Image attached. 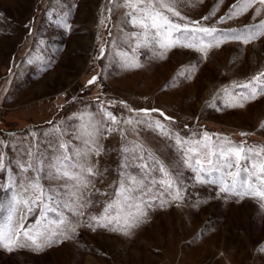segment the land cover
<instances>
[{"label":"rangeland","instance_id":"1","mask_svg":"<svg viewBox=\"0 0 264 264\" xmlns=\"http://www.w3.org/2000/svg\"><path fill=\"white\" fill-rule=\"evenodd\" d=\"M132 2L0 0V202L5 205L0 225L9 224V215L13 221L23 215L14 210L15 199L27 196L18 185L35 178L38 159L43 161L41 184L53 193L66 185L63 200L73 209L61 210L70 224L67 230L52 225L49 239L55 242L39 251L31 244L12 250L0 245V264H264V199L222 191V183L211 182L220 173L201 183L195 166L183 163L186 156L193 159L186 150L203 141L204 133L212 150L217 145H244L264 161V94L247 99L243 90L233 88L264 72V36L249 43L224 40L204 53L178 45L161 56L154 46L135 47L132 34L141 29L128 22ZM164 2L180 16L159 4L156 9L175 22L215 27L219 34L264 22L259 0L247 7L244 0L223 23L220 18L227 17L237 0ZM206 16L210 18L203 19ZM133 61L140 67H122ZM93 77L98 79L89 85ZM143 109L160 110L171 119L158 112L144 117ZM105 112L113 113L119 123L113 125ZM139 117L159 120L166 133L147 124L124 123ZM93 124L100 134L90 137ZM110 126L116 131L109 132ZM178 139L184 143L178 144ZM85 141L92 149L88 166L94 169L81 177L87 186L76 187L77 181L67 178L49 179V163L63 151L59 145H68L72 154L84 150ZM133 144L171 173L180 198L157 184L151 207L121 209L118 222L96 226L91 218L106 223V208L116 217L121 174L142 176L137 167H123V148ZM29 161L34 167L22 171ZM152 176L162 178L159 172ZM9 183L13 187L5 192ZM48 216L49 223L57 219L55 213ZM138 216L141 223L128 227ZM38 217L39 209L24 228Z\"/></svg>","mask_w":264,"mask_h":264},{"label":"snow or ice","instance_id":"2","mask_svg":"<svg viewBox=\"0 0 264 264\" xmlns=\"http://www.w3.org/2000/svg\"><path fill=\"white\" fill-rule=\"evenodd\" d=\"M242 3H244V0H237V3L231 6L227 17H221L220 22L223 23L226 19H232L233 11L241 7ZM251 3L252 0H246L244 7L251 5ZM259 3L264 5V0H259ZM141 4L144 6L140 7L139 5ZM155 4H159L161 8H167V11L171 12L174 16H180V13L166 4L164 0H147V2L145 0H133L130 6L134 8V13H128L130 18L128 22L132 27L141 29L140 32L132 34L133 38L137 40L135 47L154 46L160 50L161 56L164 52L178 45L204 53L208 48L213 46L218 47L224 40L249 43L260 36H264V31H262L264 30V22L252 28L246 27L244 30H231L230 33L219 34L215 27H189L187 24L177 23L162 11L157 10ZM257 14H259V10H257ZM212 15H215V13H212ZM209 18L206 16L203 19ZM69 27L70 25H65V28ZM141 38H143V42H141ZM103 53L104 49L102 48L101 58L103 57ZM122 67L137 68L140 65L133 61L125 62L122 64ZM97 79L98 77H93L88 81V84H94ZM233 88L243 90L242 94L247 99H253L258 94H264V72L254 76L251 81L243 84H234ZM141 111L144 117H148L152 112H158L164 119H171L164 112L157 109H143ZM104 116L113 125L119 123L117 117L111 112H105ZM144 117H139L135 121L129 119L124 123L129 125L147 124L150 127L158 129L161 133H166L165 126L159 120L150 121L144 119ZM90 126L93 128L90 137L100 134V128L97 125L93 124ZM108 131H116V128L110 126ZM121 134L123 135V133ZM75 139L79 140L81 137L76 135ZM208 140V134L204 133L203 141H198L190 149L186 150L192 154L193 159L189 160L186 156L183 163L190 167L195 166L198 170L197 180L201 183L208 182L207 178L209 176L213 173H220L218 180H212L211 182L222 183L224 185L221 189L222 191L234 192L237 196L251 195L264 199V161L260 159V153L246 149L244 145H217L215 146V150H212L213 146L208 143ZM91 143H95V141L92 140ZM177 143L183 144L184 141L178 139ZM59 147L63 151L53 161H50L48 178L52 180L67 178L68 180L77 181L76 187H86L87 185L81 177L85 172L91 175L94 171L93 167L88 166L87 161L89 152L92 151L89 141H85L84 150H74L72 154L68 153V145L60 144ZM138 150L140 151L139 155H137ZM123 151L126 153V163L123 167H137L141 170L142 176L138 179L135 175L121 174L122 180L120 188L117 191V197H122V200L120 208L114 209L116 217H112L109 209L106 208L105 214L108 217L106 223H100L97 217L91 218L93 221H96V226L107 228L113 223L118 222L121 209L139 208L141 204L151 207L156 199L152 193V187L157 184H159L161 189L167 190L169 194L174 193V199L180 198V188L177 186L174 189L176 182L160 161L155 160L150 153L145 157L140 146L135 144L131 147L123 148ZM29 154L31 155V152ZM96 154L98 155L99 153L97 152ZM146 160L151 161V165L145 162ZM137 161L140 162L137 163ZM42 163L43 161L38 159L34 169L36 172L34 179L30 180L27 184L21 183L18 185V190L27 193V196L20 195V198L15 199L14 210L23 211V215H19L15 221L9 215V224L7 226L0 225V245L8 250H12V246L26 247L31 244L35 250L39 251L45 244L55 242L49 239L53 235L52 225H63L65 230L70 227V224L66 223L63 219V212L61 211L62 209L68 212L73 211L69 204L63 200V196L68 194L67 186H64V191L56 189L55 193L50 189L46 190L40 182V173L42 171L40 165ZM3 167V163L0 162V169H3ZM33 167V163L29 161L26 167L22 166V171L27 172ZM233 167H235V171H232ZM257 167H259V172L256 171ZM153 172H159L162 178L157 180L152 176ZM125 180L127 183H125ZM253 185L255 187H252ZM12 187L13 184L9 183L4 191L7 192ZM237 188L240 190H237ZM163 202L161 200V203ZM21 206L23 207L21 208ZM112 207V205L109 206V208ZM4 208L5 205L0 202V211H3ZM37 209H39V217L36 218L34 225L25 229L24 223ZM48 213H55L57 219H53L49 223ZM141 221L142 217L138 216L135 218L133 225L127 226H138ZM89 227H93V225L90 224ZM71 230L74 232L75 228L73 227ZM21 232L23 239H21Z\"/></svg>","mask_w":264,"mask_h":264}]
</instances>
